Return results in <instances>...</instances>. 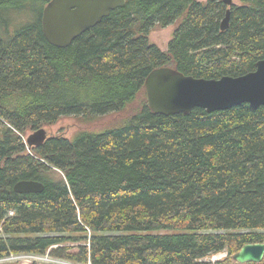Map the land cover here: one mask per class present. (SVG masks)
<instances>
[{
    "label": "trees",
    "instance_id": "trees-1",
    "mask_svg": "<svg viewBox=\"0 0 264 264\" xmlns=\"http://www.w3.org/2000/svg\"><path fill=\"white\" fill-rule=\"evenodd\" d=\"M48 1L0 0V259L48 250L80 264H205L264 242V106L165 116L144 89L163 66L207 79L253 71L264 0L233 3L224 30L221 0H124L66 47L44 37ZM174 22L166 51L149 42L154 25ZM140 93L136 112L101 132L30 148L21 136L123 111ZM19 180L44 188L17 193Z\"/></svg>",
    "mask_w": 264,
    "mask_h": 264
},
{
    "label": "water",
    "instance_id": "water-1",
    "mask_svg": "<svg viewBox=\"0 0 264 264\" xmlns=\"http://www.w3.org/2000/svg\"><path fill=\"white\" fill-rule=\"evenodd\" d=\"M221 1L228 7L220 23V29L224 30L234 2ZM123 4L124 0H49L41 15L44 37L51 45L66 47ZM144 89L149 109L165 116L188 114L196 107L210 113L241 103L257 108L264 106V58L256 62L253 71L238 76L223 75L218 79L198 78L169 66L159 67L147 75ZM46 138L45 129L40 127L27 136L25 144L29 148L36 147ZM43 188L37 180H19L13 185L17 193H37ZM263 258L264 242L246 243L232 256L238 263H258Z\"/></svg>",
    "mask_w": 264,
    "mask_h": 264
},
{
    "label": "rangeland",
    "instance_id": "rangeland-1",
    "mask_svg": "<svg viewBox=\"0 0 264 264\" xmlns=\"http://www.w3.org/2000/svg\"><path fill=\"white\" fill-rule=\"evenodd\" d=\"M204 1V0H198ZM234 4L240 5V0H233ZM176 22L169 24L167 26H162L156 24L150 30L148 34V40L151 43H154L158 46L162 51L167 50L168 42L170 41L173 31L176 26ZM142 94L140 93L138 97L130 103L123 111L108 113L101 116H96L94 118H85L82 116H63L59 118L56 122L43 125V128L46 131L47 136L52 135H63L67 138H73L80 131L87 132H101L105 129L112 128L117 126L124 121H126L132 114L136 112V110L140 106V102L142 101ZM33 130H25L22 133V138L25 140L27 136L32 133ZM256 232H264L262 229L256 230ZM68 244V243H67ZM72 245V244H69ZM55 247V246H53ZM45 254H48V250ZM42 255L41 258L35 260H14L10 259V257L6 256L0 259V264H54L57 261L53 262L51 257L48 255ZM205 264H239L232 260V256L228 254L226 250L213 253L204 259ZM72 262L67 260L64 264H71ZM85 264V263H84ZM243 264H264V260L262 259L258 263L247 262Z\"/></svg>",
    "mask_w": 264,
    "mask_h": 264
},
{
    "label": "built area",
    "instance_id": "built-area-1",
    "mask_svg": "<svg viewBox=\"0 0 264 264\" xmlns=\"http://www.w3.org/2000/svg\"><path fill=\"white\" fill-rule=\"evenodd\" d=\"M11 256V257H10ZM8 257H10V259H14V260H22V261H26V260H37L39 258H41L42 256L40 255H36V254H26V253H20V254H10ZM51 258V257H50ZM3 259V258H2ZM5 259H7V257H5ZM51 260L53 262L57 261L54 264H64L67 260L64 259H60V258H51ZM71 264H80V263H75L72 262ZM85 264H90V262L88 261Z\"/></svg>",
    "mask_w": 264,
    "mask_h": 264
},
{
    "label": "bare ground",
    "instance_id": "bare-ground-1",
    "mask_svg": "<svg viewBox=\"0 0 264 264\" xmlns=\"http://www.w3.org/2000/svg\"><path fill=\"white\" fill-rule=\"evenodd\" d=\"M2 107V106H1ZM25 141V140H24ZM27 254V253H26ZM45 255H47L48 256V254H45ZM40 256H42V255H40ZM234 261V260H233ZM234 262H236V261H234ZM238 263V262H237ZM245 263H247V262H245ZM239 264H243V263H239Z\"/></svg>",
    "mask_w": 264,
    "mask_h": 264
}]
</instances>
